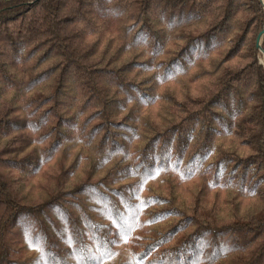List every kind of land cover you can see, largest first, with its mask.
I'll list each match as a JSON object with an SVG mask.
<instances>
[{
	"label": "trees",
	"instance_id": "obj_1",
	"mask_svg": "<svg viewBox=\"0 0 264 264\" xmlns=\"http://www.w3.org/2000/svg\"><path fill=\"white\" fill-rule=\"evenodd\" d=\"M264 0H0V264H264Z\"/></svg>",
	"mask_w": 264,
	"mask_h": 264
},
{
	"label": "water",
	"instance_id": "obj_2",
	"mask_svg": "<svg viewBox=\"0 0 264 264\" xmlns=\"http://www.w3.org/2000/svg\"><path fill=\"white\" fill-rule=\"evenodd\" d=\"M264 34V28L263 30L259 33L258 37H257V47L259 50H261V47H260V41H261V38H262V35ZM263 56H264V53H263Z\"/></svg>",
	"mask_w": 264,
	"mask_h": 264
},
{
	"label": "rangeland",
	"instance_id": "obj_3",
	"mask_svg": "<svg viewBox=\"0 0 264 264\" xmlns=\"http://www.w3.org/2000/svg\"><path fill=\"white\" fill-rule=\"evenodd\" d=\"M261 62H263V64H264V56L261 58Z\"/></svg>",
	"mask_w": 264,
	"mask_h": 264
}]
</instances>
